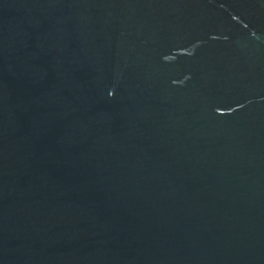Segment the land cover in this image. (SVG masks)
<instances>
[{
  "label": "water",
  "instance_id": "obj_1",
  "mask_svg": "<svg viewBox=\"0 0 264 264\" xmlns=\"http://www.w3.org/2000/svg\"><path fill=\"white\" fill-rule=\"evenodd\" d=\"M0 264H264V0H0Z\"/></svg>",
  "mask_w": 264,
  "mask_h": 264
}]
</instances>
